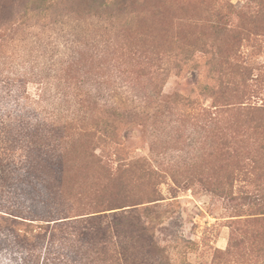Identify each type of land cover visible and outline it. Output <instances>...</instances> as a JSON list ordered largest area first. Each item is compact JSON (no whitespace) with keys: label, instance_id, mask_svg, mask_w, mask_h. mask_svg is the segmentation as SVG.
Segmentation results:
<instances>
[{"label":"rangeland","instance_id":"rangeland-1","mask_svg":"<svg viewBox=\"0 0 264 264\" xmlns=\"http://www.w3.org/2000/svg\"><path fill=\"white\" fill-rule=\"evenodd\" d=\"M32 1L0 0V25L23 22L0 52V264H264V30L258 22L249 42L223 36L217 45L219 67L235 49L250 66L246 95L214 83L212 56L201 45H210L201 25L217 18V8L248 0H146L149 23L162 30L145 40L129 33L153 58L123 57L129 78L96 59L85 68L72 63L84 61L82 53L105 56L114 36L105 18H78L63 0L30 11ZM188 44L196 48L184 59ZM67 85L138 114L121 132L142 168L107 181L84 154L79 162L59 147L68 134L60 118L77 108L61 89ZM174 96L196 104L174 107ZM238 101L253 109L246 129L231 106H219ZM9 107L38 115L28 137L11 130L27 121L8 118ZM198 108L215 111V120ZM149 199L159 200L131 206Z\"/></svg>","mask_w":264,"mask_h":264},{"label":"trees","instance_id":"trees-1","mask_svg":"<svg viewBox=\"0 0 264 264\" xmlns=\"http://www.w3.org/2000/svg\"><path fill=\"white\" fill-rule=\"evenodd\" d=\"M56 1L57 0H53L52 4L46 5V0H33L30 11H41L43 9V11L48 12L53 6H57L58 3ZM63 1L67 4L66 7H69V10L78 18H83L87 15L105 18L114 32L113 40L108 43L107 50L103 58L98 57L97 53L94 56L90 52L85 54L80 53V56H83L85 60L83 61L81 58H78L77 61L75 60L76 62H72L73 64H76V66L82 65V67L85 68L87 67L86 62H92L96 59V62L98 61V63L102 62L104 64V66H100V68L105 67L106 69H110L112 71L115 69L129 78L130 74L124 67L122 60L123 57H131V59H140L143 57L146 60L153 59L148 57L147 54H149V52H141V49L138 46H136L134 43H131L129 37V33L133 32L134 34H139L143 40H145L149 34L155 38L157 35H159L157 32L162 30V28L159 26V23H149V8L145 7L147 3L146 0ZM212 1L214 3H218V0ZM51 5L53 6L49 7ZM223 8H226L225 13H223L224 16H227L225 19L224 16L223 18L222 16L219 18V14H222ZM217 12L219 14L216 15V19L212 21L207 20L206 23H204L205 25H201V27L205 26L210 30L212 37L210 45L201 44L202 47L209 49V52L207 53H210V56H212L211 68L212 72L215 74L212 79L214 83L221 85L223 84L225 88L229 86L235 87L236 89L234 88V91H237V88L240 87L242 89L240 90L241 95H246V93L250 94V66L241 61L242 57L238 50H233L230 54V57L228 56L224 64L220 67L216 63L215 58L218 52L217 45L221 37L234 36L235 41L240 42L245 40L249 42L250 33H253L251 27H258V22H261L259 23L260 30H264V0H248L239 7H235L233 4H227L225 7L222 5L219 7V9L217 8ZM150 13L152 14V12ZM235 19L237 21L233 23L232 21ZM22 24L23 22L19 23L18 25H16L14 22H7L6 24L0 25V52H4L5 46L7 43H9V41L12 40V30L16 26H20ZM167 27H165V29ZM165 29H163V35H165ZM195 48V45L188 44V47H186L184 50L182 49L181 55L184 56V59H188ZM155 55L161 57L163 54L162 52H158L155 53ZM167 56L181 61V59H178V53H169ZM158 59L160 58H154V60ZM215 67H217V69H215ZM64 68L68 70L69 68H72V65H67ZM78 71L79 70L76 68L73 69V72L78 73ZM227 72H231V74H228ZM75 85H67L61 88L64 90V92H67V96H70L71 94L73 95L75 98L73 101L77 108L76 111H71L67 116H62L60 118L63 120L64 126L68 129V134H66L63 139L59 140V147L63 148V150H69L71 155H73L72 158L78 159L79 162H81V155L84 154L88 159V162L90 161V163L95 168H99L102 172H104V177H106L107 181L119 180L125 174L132 172L136 168H142L143 165L140 164V162H143L144 160L140 158L129 157V152L125 146L124 135L121 132L122 127L132 124L135 118L138 117V114H136V112L128 114L122 113L121 107L118 106L98 105V103L91 100L90 92L88 90H83L82 88L76 87ZM16 97L18 96H12L11 100H16ZM228 97L233 96L230 94ZM1 100L2 98H0V101ZM183 101H187V99L174 96L172 105H174V107H177V105H182L188 106V108H193L192 105L196 104L195 102L184 104ZM17 103L18 102H15L16 106L18 105ZM219 106H231V110H235L236 113L240 114L239 116L241 117V122L246 126L245 129L247 128V124L254 121V115L251 113V110L253 109H250V103L246 104L242 101H238L225 104L221 103ZM164 107L168 108L169 106ZM1 108L2 107H0V115L3 114ZM20 109L22 111H20ZM198 109H201L199 112L205 116V119L215 120L212 119V116L216 114L215 111L210 112L206 109ZM198 109L196 110L198 111ZM8 113L10 114L8 115V118H22L27 121L24 122V124H22L24 120L18 121V123L15 124L11 130H15V132L20 131V134L28 137L30 133H32L31 130H34L32 127L34 124L33 120L37 119L38 115L33 110L29 111L28 108L16 107L14 109L9 107ZM28 115H32L30 116V120L27 118ZM51 116L56 118V116ZM130 118L133 120H129ZM40 119L43 120L42 118ZM263 124V122H260L258 125L259 127H262ZM0 126L2 129L5 128L3 120L0 122ZM208 130L215 131L216 138H219L217 127H208ZM17 136L18 135H15L10 139L13 148L19 144ZM31 147H33V142L29 141L27 149L30 150ZM238 163H240V161L237 162V165ZM153 194H156V192H153ZM157 200L159 199H149L146 202H137L135 204H131V206L140 205L143 203H151ZM253 200H255V197ZM121 207L124 206L111 209H118ZM20 237L25 238V235H20ZM14 261L15 259L13 262Z\"/></svg>","mask_w":264,"mask_h":264}]
</instances>
